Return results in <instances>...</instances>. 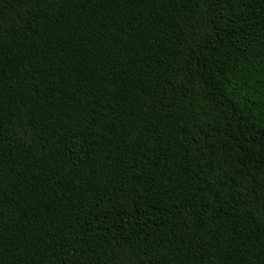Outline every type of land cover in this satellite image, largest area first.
Here are the masks:
<instances>
[{
	"label": "trees",
	"instance_id": "1",
	"mask_svg": "<svg viewBox=\"0 0 264 264\" xmlns=\"http://www.w3.org/2000/svg\"><path fill=\"white\" fill-rule=\"evenodd\" d=\"M0 264H264V0H0Z\"/></svg>",
	"mask_w": 264,
	"mask_h": 264
}]
</instances>
